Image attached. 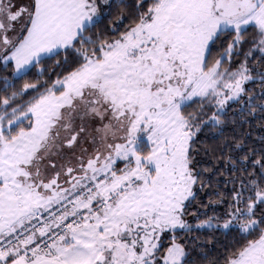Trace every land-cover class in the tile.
<instances>
[{"label": "snow or ice", "instance_id": "1", "mask_svg": "<svg viewBox=\"0 0 264 264\" xmlns=\"http://www.w3.org/2000/svg\"><path fill=\"white\" fill-rule=\"evenodd\" d=\"M0 264H264V0H0Z\"/></svg>", "mask_w": 264, "mask_h": 264}]
</instances>
